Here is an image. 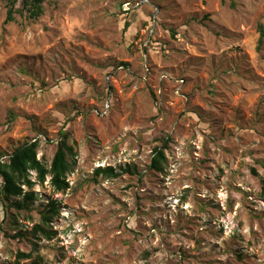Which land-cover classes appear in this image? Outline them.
Returning a JSON list of instances; mask_svg holds the SVG:
<instances>
[{
  "label": "rangeland",
  "instance_id": "obj_1",
  "mask_svg": "<svg viewBox=\"0 0 264 264\" xmlns=\"http://www.w3.org/2000/svg\"><path fill=\"white\" fill-rule=\"evenodd\" d=\"M43 11L5 24L0 0V157L37 141L50 166L65 131L71 188L31 173L29 209L0 197V264H264V0ZM157 150L163 173L149 169ZM51 201L54 236L33 237Z\"/></svg>",
  "mask_w": 264,
  "mask_h": 264
},
{
  "label": "trees",
  "instance_id": "obj_2",
  "mask_svg": "<svg viewBox=\"0 0 264 264\" xmlns=\"http://www.w3.org/2000/svg\"><path fill=\"white\" fill-rule=\"evenodd\" d=\"M44 1L7 0L8 12L5 24L15 22V17L19 14H25L29 20L36 22L44 13ZM150 21L151 19L148 23ZM129 28V25H126V29ZM259 33V47H261L264 44V27L262 25L259 27ZM60 136L58 148L50 166L38 159L39 143L37 141L23 145L11 155H7L5 160H3V156L2 158L0 157V177L3 180V187L0 194L1 200L11 201L12 199L23 197L22 202L15 200L10 206L11 209H29L30 203L35 201L33 193H25V189L31 190L35 186L31 173L36 174V179L41 184H44L47 178L50 177L51 184L56 192L64 193L71 188L68 175L72 173L74 168L71 158L75 156V153L74 149L68 143L69 135L63 131ZM156 152L157 155L152 160L149 169L163 173L166 158L162 150H157ZM121 171L122 173H118L113 168L98 169L96 176L102 175L108 179H116L121 177L123 173L130 175L137 174L136 167L128 166ZM252 172L256 175L255 170ZM261 196L264 198V179L261 181ZM59 213V205L56 201L49 202L47 206L41 209L39 214L42 224L35 226L32 232L33 237L42 235L46 239L51 240L54 234L48 231L47 227L59 216ZM19 236L27 238V235L23 233H20ZM18 256L20 259H30L32 255L19 254Z\"/></svg>",
  "mask_w": 264,
  "mask_h": 264
},
{
  "label": "built area",
  "instance_id": "obj_3",
  "mask_svg": "<svg viewBox=\"0 0 264 264\" xmlns=\"http://www.w3.org/2000/svg\"><path fill=\"white\" fill-rule=\"evenodd\" d=\"M156 17H157V15H154V19H153V21H152L153 25L156 23ZM151 34H153L152 31H151Z\"/></svg>",
  "mask_w": 264,
  "mask_h": 264
}]
</instances>
